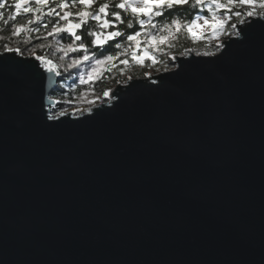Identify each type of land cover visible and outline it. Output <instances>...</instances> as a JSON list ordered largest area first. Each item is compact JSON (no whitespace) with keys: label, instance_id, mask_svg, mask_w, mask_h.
Segmentation results:
<instances>
[{"label":"water","instance_id":"1","mask_svg":"<svg viewBox=\"0 0 264 264\" xmlns=\"http://www.w3.org/2000/svg\"><path fill=\"white\" fill-rule=\"evenodd\" d=\"M224 43L78 116L0 57V264H264V24Z\"/></svg>","mask_w":264,"mask_h":264},{"label":"snow or ice","instance_id":"2","mask_svg":"<svg viewBox=\"0 0 264 264\" xmlns=\"http://www.w3.org/2000/svg\"><path fill=\"white\" fill-rule=\"evenodd\" d=\"M36 4L47 6L49 0H35ZM197 5L203 4L204 0H195ZM29 3V0H15L13 5H9L7 0L0 2V9L5 7H11L14 9V14L10 15L7 20L4 21L7 24L9 21H14L17 16L20 15L21 10L25 14L32 13L33 18L28 19L27 24L29 26L35 25L34 28L29 27L28 31H39L43 26L45 29L49 28L48 23H43L44 17H48L51 21V30L48 31L49 36L64 34L61 39L69 40L70 42L61 45L60 40H57V48L61 53L79 52L81 55L78 58L73 59L71 64L67 67H76L83 64L86 61L94 60L96 65L104 64L106 61H115L119 59V56L109 55L107 50L104 49V45L109 41H116L110 48H122L124 44L121 40H117L118 37L123 38V42L127 43V47L135 48L137 52L140 50L141 42L139 37L143 35V30L146 28L157 29L163 31L164 29H158L156 24V18L165 16L167 11L169 16L178 6L186 5L190 3V0H104L100 3L98 0H61L60 3L55 6L48 7V11L42 13V8L37 7H25ZM78 7L79 10L72 12L70 9ZM212 7L220 10L222 14H218L216 11H212ZM59 9V11L57 10ZM235 9V10H234ZM212 12L211 16L204 18L203 24L199 22V17L193 19L187 25V32L192 39H197L196 34L193 32V27L196 28H211L212 37L219 38L218 34H224L228 37L233 35L239 39L244 38V30L251 27L255 23L264 24V0H227V2H221V0H212V6L209 8ZM42 13V15H39ZM63 13V14H62ZM125 14L127 19L135 22V28L131 32L120 31L119 26L125 25L126 28H132L131 23L126 24ZM4 16L3 12H0V19ZM55 18L52 20V18ZM73 17L76 22L70 20ZM235 18L236 23H231ZM89 20L95 22L96 31H88L87 33L77 34V30L84 28ZM64 22L63 24L61 22ZM237 24L242 27L238 28ZM167 29L175 27V31H180V21L172 19L170 23L164 26ZM230 27L232 31H228ZM25 31L24 25L15 26L11 32L13 37L20 36ZM91 37V39H89ZM199 38L203 39L201 35ZM78 42V43H77ZM161 43L164 41L161 40ZM230 42V41H229ZM228 44L221 42L217 44L218 49L227 48ZM41 48L45 45H41ZM149 47L157 48L155 43ZM95 49L96 51L90 52L89 49ZM16 54L23 57L22 50L12 48L5 44L3 46V52H0V57ZM120 55H127L126 52H121ZM205 55H214L206 53ZM104 57L101 59L100 57ZM33 58L38 62L37 67L46 70L47 74L53 76H60V70L58 66L44 55H33ZM131 59L143 66L145 60H151L154 64L157 62L156 57L149 54L147 50L143 52V55L133 54ZM172 60H176L175 56L171 57ZM121 63L127 65L128 59L122 60ZM67 70V68L65 69ZM96 71L95 68L92 69ZM150 75V74H148ZM51 79L50 77H48ZM131 79V77H129ZM150 82H156L151 81ZM53 85L56 84L55 80H52ZM104 96H113L110 91H105ZM91 112V109H89ZM66 113L61 111L60 116H65ZM56 119V117H52Z\"/></svg>","mask_w":264,"mask_h":264},{"label":"trees","instance_id":"3","mask_svg":"<svg viewBox=\"0 0 264 264\" xmlns=\"http://www.w3.org/2000/svg\"><path fill=\"white\" fill-rule=\"evenodd\" d=\"M3 2V0H0ZM15 0H7L9 5H13ZM61 0H49V5L42 6L36 4L33 1L28 7L33 9L40 7L42 8V13L48 11V7L55 6V4L60 3ZM102 3L104 0H98ZM221 2H227V0H221ZM212 6V0H204L203 4L197 5L195 0H190L189 4L178 6L176 10L173 11L172 15L169 16L168 12H165L163 18L157 17L156 24L157 28H163V31H158L153 28H146L143 30V35L139 37L141 42L139 52L135 48L127 47V43L123 42L122 37H118L117 40H121L124 46L122 48H110L116 41H109L108 44L104 45L103 50H107L109 55L119 56L118 60L115 61H106L104 64L96 65L94 60L86 61L83 64L76 67H67L71 64L73 59L78 58L81 53L79 52H67L61 53L57 48V40H60L61 45L69 43V40L61 39L64 35L63 33L60 36L53 35L49 36L48 31L51 30V21L48 17H44L43 23H48L49 28L45 29L43 26L40 27L39 31H28V28H34L35 25L29 26L27 24L28 19L33 18L32 13L25 14L23 10L14 21H9L7 24L4 23L5 20L12 14H14V9L11 7H5L0 9V12H3L4 16L0 19V52H3V46L7 44L12 48L19 47L23 55H44L47 58H50L59 68L61 81L53 95V99H57V105L52 109V115H60V112H66L72 109L73 107H80L88 105L89 100L92 96L97 93H101L105 88H110L118 83V81L130 71H135L136 74H144L146 68L151 64V60H145L143 66L131 59L133 54L143 55V52L147 50L150 55H154L159 59V63H164L169 54H181L184 50L189 47H194L195 51H200L201 47L208 50L206 44L199 43L192 39L187 32V25L198 17L208 18L211 16L212 12L209 11V8ZM59 11V9H57ZM72 12H76L78 7L70 9ZM235 10V9H234ZM212 11H215V8L212 7ZM218 14H222L220 10L216 11ZM40 13L39 15H42ZM63 14V13H62ZM126 24L131 23L132 28H126L125 25H120L119 30L125 32L133 31L135 28V22L127 19V14H125ZM55 18L53 17L52 20ZM76 22L73 17L69 18ZM172 19L180 21V31L177 33L175 27L167 29L164 26L168 25ZM235 20V18H233ZM64 23L63 21L61 22ZM24 25L25 31L21 33L20 36L13 37L11 32L15 26ZM96 31L95 22L89 20L88 24L77 30V34L87 33L88 31ZM229 30V28H227ZM91 39V37H89ZM164 42L161 43L160 41ZM78 43V42H77ZM155 43L157 48L149 47ZM45 47L41 48V45ZM90 52L96 51L95 49H89ZM126 52L127 55H120L121 52ZM104 59V57H100ZM128 59L129 63L127 65L121 63L122 60ZM67 68V70H65ZM95 68L96 71L93 72L92 69Z\"/></svg>","mask_w":264,"mask_h":264},{"label":"rangeland","instance_id":"4","mask_svg":"<svg viewBox=\"0 0 264 264\" xmlns=\"http://www.w3.org/2000/svg\"><path fill=\"white\" fill-rule=\"evenodd\" d=\"M215 11H217V9H215ZM205 17H199V22L202 25L203 24V20ZM231 23H236V20L231 21ZM239 25V24H237ZM229 30L228 31H232V29L230 27H228ZM193 32L196 34L197 39H195L196 41H199V43H203L206 44V47H208L209 49L206 50L205 48L201 47L200 51H195L194 47H189L186 50H184L181 54H175V53H171L167 56L166 61L164 63H159V59L156 58V63L154 64L153 62H151V64L149 65L148 68H146L144 74H136V70L135 71H130L129 73H126L119 81L116 85L118 84H124L125 82H127L129 80V77H131V79L133 78H147V77H154L156 75H159L163 72H167V71H171L175 69V65L174 62L175 60H172L171 57L172 56H183V55H188L189 53H194L196 55H202V56H214L217 55L221 49L217 48V44L224 42L227 38H229L228 36L224 35V34H218L219 38H215L212 37L211 35V28H196L195 26L193 27ZM201 35L204 36L203 39L199 38ZM235 34L233 32V35L231 37H234ZM206 53L209 54H214V55H205ZM37 55V54H36ZM25 56V55H23ZM29 56H33V55H29ZM154 56V55H152ZM27 57V56H25ZM150 74V75H148ZM116 85L110 87V88H105V90L101 93H97L96 95L92 96L89 100L88 105L85 106H80V107H73L72 109H70L69 111H66L65 113H73L76 116L82 114V113H86L89 111V109H92L96 106H99L105 102H109L110 97H106L103 95V93L105 91H111ZM57 100V99H56ZM57 102V101H56Z\"/></svg>","mask_w":264,"mask_h":264},{"label":"bare ground","instance_id":"5","mask_svg":"<svg viewBox=\"0 0 264 264\" xmlns=\"http://www.w3.org/2000/svg\"><path fill=\"white\" fill-rule=\"evenodd\" d=\"M89 112V111H88ZM88 112H86V113H88Z\"/></svg>","mask_w":264,"mask_h":264}]
</instances>
